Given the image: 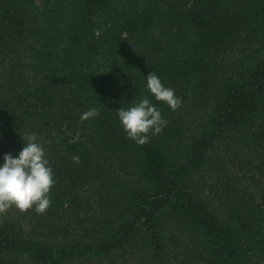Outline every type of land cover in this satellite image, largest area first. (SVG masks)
I'll return each instance as SVG.
<instances>
[{"label": "trees", "instance_id": "16d2710c", "mask_svg": "<svg viewBox=\"0 0 264 264\" xmlns=\"http://www.w3.org/2000/svg\"><path fill=\"white\" fill-rule=\"evenodd\" d=\"M32 132L52 203L0 214V264H264V0H0V162Z\"/></svg>", "mask_w": 264, "mask_h": 264}, {"label": "clouds", "instance_id": "9594fccd", "mask_svg": "<svg viewBox=\"0 0 264 264\" xmlns=\"http://www.w3.org/2000/svg\"><path fill=\"white\" fill-rule=\"evenodd\" d=\"M146 88L158 102L165 103L173 111L180 107L182 99L175 90L166 87L153 71L146 77ZM98 115L95 108L82 114L81 119ZM127 138L138 145L149 142V135L161 134L167 121L152 100L145 96L117 112ZM24 146L16 156L3 155L0 162V214L15 207L20 211L34 210L43 214L52 203L51 189L55 185L54 172L47 158L46 149L35 132L22 135ZM73 160L78 162L79 157Z\"/></svg>", "mask_w": 264, "mask_h": 264}]
</instances>
